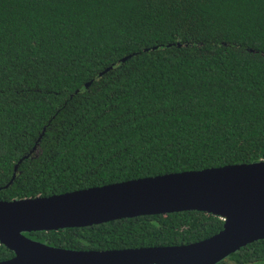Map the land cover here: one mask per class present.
<instances>
[{
  "label": "trees",
  "instance_id": "16d2710c",
  "mask_svg": "<svg viewBox=\"0 0 264 264\" xmlns=\"http://www.w3.org/2000/svg\"><path fill=\"white\" fill-rule=\"evenodd\" d=\"M260 161L264 0H0V200ZM222 227L182 211L23 234L103 251ZM216 264H264V239Z\"/></svg>",
  "mask_w": 264,
  "mask_h": 264
},
{
  "label": "water",
  "instance_id": "95a60500",
  "mask_svg": "<svg viewBox=\"0 0 264 264\" xmlns=\"http://www.w3.org/2000/svg\"><path fill=\"white\" fill-rule=\"evenodd\" d=\"M182 211L218 216L223 227L187 245L103 251L52 247L23 234ZM260 239H264V161L0 200V244L14 253L0 264H216Z\"/></svg>",
  "mask_w": 264,
  "mask_h": 264
}]
</instances>
